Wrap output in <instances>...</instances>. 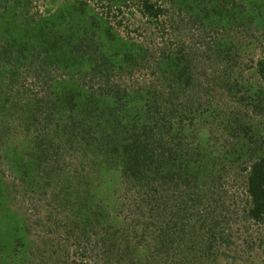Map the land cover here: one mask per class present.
Segmentation results:
<instances>
[{
    "label": "rangeland",
    "instance_id": "obj_1",
    "mask_svg": "<svg viewBox=\"0 0 264 264\" xmlns=\"http://www.w3.org/2000/svg\"><path fill=\"white\" fill-rule=\"evenodd\" d=\"M76 1L0 0V68L6 71L1 75L6 90L13 65L7 63L5 50L13 52L14 47L19 50V44L25 43L22 37L26 38L37 14L51 18L64 10L66 18L60 20L68 27L79 21L84 23L94 11L105 14L102 12L106 0H87L81 10L74 11ZM159 1L164 2L168 12L157 21L142 17L131 1L123 12H112L116 15L110 16V24L121 22L117 28L121 36L152 48L151 68L146 72L136 70L132 75L128 72L120 75L119 81L128 86L135 98L132 107L138 106L133 109L127 104L130 109L125 107L121 117L127 128L143 122L152 126L151 121H146L141 96L151 91L150 85L155 90L161 87L156 67L153 68L157 60L161 68L163 65L170 68L160 49L172 48L170 55L175 56L178 44L186 47L182 52L189 55L190 66L197 71L192 81L196 88L201 86L200 96L190 111H183L178 103L173 112L165 114L167 132L158 138L173 140L170 145L181 141L179 153L187 148L188 159L195 160L199 167L208 157L206 169L200 168L196 179L202 186H210L212 173L217 172L216 185L219 192L225 194L222 198L226 196L225 202L227 197L235 200L226 222L214 230L209 227L202 230L198 226H187L184 231L176 229L169 218L172 214L169 206L166 212L150 210L148 203L151 198L154 201V197L145 196L147 194L136 187L130 188L106 148L103 154H98L97 149L98 156L96 153L90 156L89 165L83 171L80 154L63 155V163L71 166L73 173L77 171L76 175L72 174L78 177L79 183H73V189L66 195L70 197L69 204L63 201V183L59 194L63 203L58 205L55 195L60 187L53 174L55 170L51 165H43L30 148L35 145L36 136L54 138L57 129L55 123L47 125L48 121L41 117L37 121V106L40 108L37 101L56 97L53 93L60 84L72 86L76 92L91 90L88 85L95 86L97 78L92 80L95 71L86 61L78 67L45 65L40 68V61L35 60L32 64L36 63L38 69L20 66L25 71L15 86L26 92L19 96L22 102L31 99V110L22 118L14 116L0 122V264H264V221L258 223L244 216L242 206L246 200L240 190L243 179L239 175L243 159L250 162L253 152L264 156V80L255 68L257 60L264 56V0H178L180 8L170 5L171 0ZM211 1L213 5L220 4L223 11L219 14L221 20L213 23L212 34L215 37L218 34L219 45L217 39L211 44L216 43L219 50L230 48L224 50L225 57L223 52L214 51L212 55L213 50L206 49L212 37V34L207 36L211 25L209 18L203 19L202 14L210 9ZM190 14L199 15L203 20L192 28L184 26ZM211 16L214 20L218 18L217 14ZM174 20L180 22L177 23L179 28L172 25ZM135 28L139 29L136 33ZM26 41L30 42L28 38ZM3 46L7 48L4 50ZM20 60L23 59L20 57ZM184 94L183 99L188 93ZM32 114L34 116L30 117ZM64 117L62 111H55V119ZM161 120L162 117L154 119L158 125ZM53 142L56 147L61 146L58 141ZM103 146L108 145L103 144L101 149ZM13 147L16 154L11 162L33 168L34 180H21V172L9 169L11 162H7L6 156L7 153L12 156ZM3 148H9V152ZM92 148H96L95 144ZM19 230L22 237L18 247L12 239ZM210 238H213L215 253L211 252L208 258L201 254V249L189 247L192 239L197 240L196 245L207 247L206 240Z\"/></svg>",
    "mask_w": 264,
    "mask_h": 264
},
{
    "label": "trees",
    "instance_id": "obj_2",
    "mask_svg": "<svg viewBox=\"0 0 264 264\" xmlns=\"http://www.w3.org/2000/svg\"><path fill=\"white\" fill-rule=\"evenodd\" d=\"M86 1L77 0L73 10H81ZM130 1L132 5L136 6L141 16L149 21L153 19L157 21L168 12L164 2L161 3L162 1L159 0H106L102 12L105 14H100L98 10L94 11L93 15L87 18L84 23L79 21L69 27L60 20V18L63 20L66 18V11L64 10H59L58 16L56 17L55 14L51 18L37 14L33 18L34 27L29 28L28 34H26V38L30 42L26 41L23 36L25 43L19 44V50H16L14 45L13 52L5 50L7 48L5 46L2 47L5 50L4 57L6 56L7 63L13 66L9 71L10 77H7L9 78L6 83L8 90L3 87L1 79L2 73L5 75V68H0V122H4L10 117L14 118V116L22 118L31 110V99L28 97L29 100L23 101L25 102L23 103L19 98L22 93L25 94L26 92L15 89L16 81L21 78L25 71L20 69L21 65H26L27 69H38L36 63L32 64L36 60L40 61V68L45 65L63 66L65 68L71 65L78 67L82 61H86L92 71H95L92 80L97 78L95 86L93 83L88 85L91 90H83V92L80 89V92H76L72 86L60 84L53 93L56 97L41 98L37 101V104H40V108L37 106V113L39 114L36 118L37 121L41 117L48 121L47 125L55 123L57 129L54 131V138L36 136L35 145L33 144L34 146H30V148L36 152L37 158L42 160L43 165H51L55 170L53 174L57 178L56 182L59 181L60 187L55 195L56 203L58 205L63 203L59 197L60 192L63 191V183L66 187H64L65 197L63 200L65 204L70 203V197L66 195L71 188L73 189V183H79L78 177L73 176V174L76 175L77 171L73 173V170L70 169L71 166L63 163V155L68 156L70 154L71 157L75 153L80 154L82 157L80 166L83 171L84 167L89 165L87 162L90 156L95 154L97 149L98 154H103V150L106 148L114 165L120 167V173L131 185L130 188L136 187L139 191L146 193L145 196L154 197V201L151 198V203H148L150 210L156 208L155 210L159 209V212H166L169 206L172 213L169 218L173 221V227L176 226V229L180 228L181 231H184L187 226L191 228L198 226L202 230L209 227L214 230V227H219L226 222L229 208L235 205V200L227 197V202H225L226 196L222 198V195L225 194L219 192L216 185L219 177L217 172L215 175H213L214 172L212 173V178L209 180L210 186L209 184L202 186L200 180L196 179L198 178L196 177L197 173L201 169H206L207 156L205 161L200 159L203 166L199 167L194 163L195 160L188 159L187 154L190 151L187 148L179 153L181 141H178L176 145H170L173 140L169 142L166 139L158 138V135L162 137L167 132L164 124L165 114L173 112L178 103L183 111H190L200 96L201 86L199 85L197 88H200L197 89L192 81L197 71L190 66L189 55L182 52V49H186V47L178 44L177 53L179 55L174 52L175 56L170 55L172 48L163 51L160 49L161 52L159 53L165 60L168 59L167 63L170 68H165L164 65L161 68V62L158 60L155 62L156 66L151 65L153 68L156 67L155 73L158 74L161 87L155 90L150 85L151 91L147 90V94L141 96V99L145 104L146 121L147 119L151 121L152 126L143 122L141 125L134 124V126L130 125L127 128L123 123L121 112L125 110V107H128L127 104L132 107L131 102L134 103L135 98L128 86L119 81L120 75L123 72L132 75L133 71L136 70L146 72L148 68H151L149 64L152 51L149 45L146 47L137 40L121 36L117 29L121 26L120 21L110 24V20H112L110 16L112 15L114 18L116 15V13L113 15L112 12H123L130 6L127 3ZM178 2V0H171L170 5L180 8ZM219 5L212 3L210 9L202 14L203 19L209 18L211 25L208 27L210 29L207 36L212 34L215 28L213 23L221 20L219 14L223 11ZM213 14L215 16L217 14L216 20L211 16ZM54 19H57V22H54ZM203 19H200L199 15L190 14L189 20L185 21L183 25L187 24L189 28H192ZM180 20H182L181 17ZM177 23L180 22L172 21V25L175 27ZM177 28L179 27L177 26ZM138 30V28L133 29L135 33ZM140 33L143 32L140 31ZM211 36L206 43V49L213 50L212 55L214 51L216 53L223 52L225 57L227 54L224 50L229 51L230 48L219 50L217 45H219L220 39H217L213 34ZM214 40L217 41V45L216 43L211 44ZM150 43L153 44V42H148V44ZM25 48L27 50H24ZM28 50L30 52H27ZM20 57L25 61L24 63ZM255 68L260 78L264 80V56L257 60ZM153 72L152 74H154ZM176 83L177 86H175ZM184 92L188 93L185 99H183ZM12 94L14 95L11 96ZM14 96L17 102L14 101ZM26 106L28 107L26 108ZM132 108L138 109V106ZM55 111H62L65 117L55 119ZM259 112L262 114L261 111ZM33 116L34 114L30 117ZM161 117L160 124H156L154 119L158 120ZM154 127L156 129H153ZM53 141H58V145L61 144V146L56 147ZM92 144H95V149L92 148ZM103 144L108 146H103L101 149ZM2 145L5 147L4 144ZM4 150L9 152V148ZM11 150H13L12 156L6 152V157L9 158L7 162L13 161L16 154L15 147ZM207 154L210 155V152L208 151ZM243 161L239 175L243 179V188L240 190L246 200L242 206L244 216L261 223L264 221V156L255 155L253 152L250 162L244 159ZM24 165L23 163L14 164L11 162L8 167L14 173L21 172V180H34L36 177L33 172L34 169ZM23 166L25 169L22 168ZM169 198H172L171 204ZM19 232L20 230L17 234H13L14 238L12 239L18 247L22 237ZM212 240L213 238L206 240L208 241L207 247H200V245H196L197 240L192 239L189 241V247L194 250L201 249V254H205L208 258V256H212L213 253L211 252L215 253Z\"/></svg>",
    "mask_w": 264,
    "mask_h": 264
}]
</instances>
